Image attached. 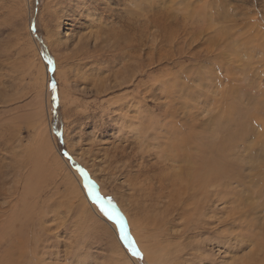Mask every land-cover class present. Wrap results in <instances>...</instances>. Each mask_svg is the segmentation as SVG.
<instances>
[{"label": "rangeland", "instance_id": "obj_1", "mask_svg": "<svg viewBox=\"0 0 264 264\" xmlns=\"http://www.w3.org/2000/svg\"><path fill=\"white\" fill-rule=\"evenodd\" d=\"M149 1L0 0V264H139L86 199L65 151L127 216L143 264H264V0ZM45 56L55 62L58 108ZM123 73L128 79L117 88L115 76ZM98 86L104 90L97 95ZM185 103L192 109L188 114ZM183 111L201 123L179 125L190 148L179 142L177 151L186 159L200 148L203 159L209 151L200 146L201 138L210 144L218 136L225 155L219 161L230 168L216 170L220 184L209 183L203 198L218 194L219 202L192 201L170 210L171 239L154 224V218L161 222L168 200L151 213L145 208L150 201L140 192L133 196L137 186L129 185L124 165L136 171L143 163L144 175L158 185L163 170L153 145L170 136L171 126L180 134L172 123ZM143 118L154 126L145 130ZM137 130L145 144L138 142ZM38 133L46 135L43 147ZM137 144L151 146L143 160H136ZM123 149L125 160L110 162L106 155L121 156ZM170 173L161 182L166 194L174 184ZM185 231L191 237L188 259L176 257Z\"/></svg>", "mask_w": 264, "mask_h": 264}, {"label": "bare ground", "instance_id": "obj_2", "mask_svg": "<svg viewBox=\"0 0 264 264\" xmlns=\"http://www.w3.org/2000/svg\"><path fill=\"white\" fill-rule=\"evenodd\" d=\"M62 1V0H61ZM66 2L68 1V0H65ZM70 2H73L74 0H69ZM130 1H138V0H130ZM140 1V0H139ZM149 1V0H148ZM165 1V0H164ZM173 1V0H172ZM171 1V2H172ZM202 1V0H201ZM204 1V0H203ZM202 1V2H203ZM213 1V0H212ZM150 2V1H149ZM153 2V1H152ZM160 2V1H159ZM174 2V1H173ZM193 2V1H192ZM247 2V1H246ZM139 3V2H138ZM176 3H177V1H176ZM179 3H181V2H179ZM179 3H177V4H179ZM185 3V2H184ZM248 4L250 3V0L247 2ZM133 4V3H132ZM153 4H155V3H153ZM157 4H158V2H157ZM189 4V3H188ZM188 4H186V5H188ZM134 5V4H133ZM232 5V4H231ZM148 6H150V5H148ZM155 6H156V4H155ZM178 6H180V5H178ZM181 6H182V3H181ZM202 6H203V4H202ZM158 7V6H157ZM175 7H176V5H175ZM182 7H184V5L182 6ZM192 7V6H191ZM195 7V9H196V6H194ZM197 7H198V5H197ZM212 7V6H211ZM106 8H107V6H106ZM105 8V9H106ZM142 8V7H141ZM151 8V7H150ZM153 8V7H152ZM179 8V7H178ZM177 8V9H178ZM205 8H208L209 9V5H208V7H205ZM233 8V7H232ZM128 9V8H127ZM143 9V8H142ZM141 9V10H142ZM148 9V8H147ZM248 9V8H247ZM109 10V9H108ZM150 10V11H149ZM148 11H147V13H148V16H150L149 14L151 13V9H149ZM200 10V9H199ZM199 10H198V12H199ZM202 10V9H201ZM200 10V11H201ZM210 10V9H209ZM112 11V10H111ZM132 11V10H131ZM130 11V12H131ZM146 11V10H145ZM180 11V10H179ZM194 11V10H193ZM128 12H129V10H128ZM144 12V11H143ZM176 12V11H175ZM181 12H184V10L183 11H181ZM187 12V11H186ZM110 13V12H109ZM112 14L111 15H113L114 14V11H112L111 12ZM120 13V12H119ZM146 12H145V15L147 14ZM179 13V12H178ZM200 13V15H202L201 14V12H199ZM128 14H130V13H128ZM153 13H151V15H152ZM224 14V13H223ZM249 14V13H248ZM115 15V14H114ZM120 15V14H119ZM131 15V14H130ZM129 15V16H130ZM220 15V14H219ZM226 15V14H225ZM132 17H133V15H131ZM139 16V15H138ZM147 16V15H146ZM180 16V15H179ZM210 16V15H209ZM223 16V15H222ZM53 17V16H52ZM134 17H136V16H134ZM133 17V18H134ZM110 18H111V16H110ZM113 18H114V16H113ZM190 18V17H189ZM192 18V17H191ZM112 20V19H111ZM120 20H122V18L120 19ZM129 20V19H128ZM137 20H139V18L137 19ZM191 20V19H190ZM205 20V19H204ZM114 21V20H113ZM200 20H198V22H199ZM111 22V21H110ZM109 22V23H110ZM116 22V21H115ZM133 22H135V21H133ZM150 22V21H149ZM156 22V21H155ZM154 22V23H155ZM201 22V21H200ZM221 22H223L222 20H221ZM114 23V22H113ZM112 23V24H113ZM121 23H122V21H121ZM124 23V22H123ZM151 23V22H150ZM114 24H116V23H114ZM124 24H126V23H124ZM124 24H123V26H124ZM137 24V23H136ZM138 24H140V23H138ZM144 24H146V23H144ZM148 24V23H147ZM146 24V25H147ZM108 26L110 25V24H107ZM127 25V24H126ZM143 25V24H142ZM129 26H131V25H129ZM148 26H149V24H148ZM109 27H111V26H109ZM129 28V27H128ZM131 28V27H130ZM124 29V28H123ZM131 29H134L133 27L131 28ZM110 31H112V30H110ZM109 31V32H110ZM114 31V30H113ZM105 32V31H104ZM115 32V31H114ZM112 33V32H111ZM200 33V32H199ZM113 34V33H112ZM224 34V33H223ZM126 38V37H125ZM108 39V38H107ZM52 41V40H51ZM84 42V41H83ZM52 43V42H51ZM55 44V43H54ZM81 45H82V41H81ZM86 45V44H85ZM97 46H99L100 47V45H97ZM83 47V46H82ZM180 47V46H179ZM191 47V46H190ZM101 48V47H100ZM77 49V48H76ZM75 49V50H76ZM224 49V48H223ZM240 49V48H239ZM57 50V49H56ZM69 50V49H68ZM75 52V51H74ZM55 53V52H54ZM78 53V52H77ZM68 54H69V52H68ZM152 54V53H151ZM247 54V53H246ZM60 55V54H59ZM70 55V54H69ZM191 55V54H190ZM71 56V55H70ZM126 56H129V55H126ZM132 56V55H131ZM174 56V55H173ZM65 57V56H64ZM82 57V56H81ZM153 57V56H152ZM59 58V57H58ZM67 58V57H66ZM69 58V57H68ZM67 58V59H68ZM80 58V57H79ZM79 58H77V59H79ZM65 59V58H64ZM121 59V58H120ZM130 59H131V57H130ZM142 59H144V58H142ZM201 59V58H200ZM70 60V59H69ZM69 60H68V62H69ZM72 60V59H71ZM80 60H81V58H80ZM84 60V59H83ZM146 60V59H145ZM145 60H144V62H145ZM141 61V60H140ZM139 61V62H140ZM225 61V60H224ZM63 62V61H62ZM72 63V62H71ZM137 63V62H136ZM147 64H149V66H150V63H147ZM135 65H137V64H135ZM152 65V64H151ZM219 65H221V64H219ZM143 66V65H142ZM154 66V65H153ZM114 67V66H113ZM138 68H139V66H137ZM144 67V66H143ZM92 68V67H91ZM140 68H141V66H140ZM151 68V67H150ZM93 69V68H92ZM99 69V68H98ZM133 69V68H132ZM129 70V69H128ZM138 70V69H137ZM142 70H144V69H141V72H142ZM146 70H150V69H146ZM116 71V70H115ZM88 72V71H87ZM129 72V71H128ZM137 72V71H136ZM264 73V72H263ZM131 74V73H130ZM146 74V73H145ZM150 74V73H149ZM93 75V74H92ZM96 75V74H95ZM139 75V74H138ZM140 75H141V77L143 78V76H142V74L140 73ZM144 75V74H143ZM147 75H148V73H147ZM87 76H89V75H87ZM132 76H134L133 75V73H132ZM145 76V75H144ZM149 76V75H148ZM150 76H151V74H150ZM263 76V75H262ZM93 77H95V76H93ZM114 77V76H113ZM153 77V76H152ZM220 77V76H219ZM81 78V77H80ZM87 78V77H86ZM132 78V77H131ZM136 78H138V77H136ZM154 78V77H153ZM156 78V77H155ZM247 78H249V73L248 74H246V79ZM261 78H263V77H261ZM260 78V79H261ZM92 78H90L89 77V79H87L88 81H90ZM97 79V78H96ZM127 79H128V77H127V75L125 74V73H123V74H121V75H119L118 77L117 76H115V80L116 81H120V83L118 84V87L117 88H119V87H122L125 83H126V81H127ZM151 79V78H150ZM220 79V78H219ZM80 80V79H79ZM84 79H82V80H80V81H83ZM87 80H85V82L87 81ZM95 80V79H94ZM79 81V82H80ZM135 81H136V79H135ZM162 81V80H161ZM96 82H97V80H96ZM222 82V81H221ZM81 83V82H80ZM87 83V82H86ZM91 83V82H90ZM92 83H94V82H92ZM131 83V82H130ZM135 83V85H136V82H134ZM131 84H133V83H131ZM131 84H129L128 86H131ZM137 84H138V82H137ZM193 84V83H192ZM101 85H102V83H101ZM117 85V84H116ZM231 85H233V84H231ZM93 86V85H92ZM102 87V86H101ZM101 87H99L98 86V88H96V94L98 95V94H100L101 93V90H104V89H102ZM124 87V86H123ZM230 87V86H229ZM234 87V86H233ZM79 88V87H78ZM77 88V89H78ZM129 88V87H128ZM127 88V89H128ZM139 88V87H138ZM149 88H150V86H149ZM148 88V89H149ZM212 88V87H211ZM95 89V88H94ZM106 89L107 90H109V89H113V87L112 86H106ZM105 89V90H106ZM125 89V88H124ZM131 89V88H130ZM135 89V88H134ZM123 90V89H122ZM122 90L120 91V92H122ZM152 90V89H151ZM89 91V90H88ZM111 91V90H110ZM124 91V90H123ZM146 91H149V90H146ZM108 92V91H107ZM119 92V91H118ZM154 92H155V90H154ZM153 92V93H154ZM103 93V92H102ZM150 93V92H149ZM153 93H152V95H153ZM91 94V93H90ZM94 95V94H93ZM103 95V94H102ZM105 95H107V94H105ZM152 95H150V98H152V97H154V95H155V93H154V95L152 96ZM156 95H157V93H156ZM101 96V95H100ZM147 96V95H146ZM149 96V95H148ZM211 96V95H210ZM90 97V96H89ZM103 97H104V95H103ZM209 98V97H208ZM207 98V99H208ZM98 99V98H97ZM118 99H120V100H123L122 98H118ZM125 99H127V98H125ZM144 99H147L146 97L144 98ZM154 99H156V97L154 98ZM203 99V98H202ZM130 100V99H129ZM153 100V99H152ZM137 101V100H136ZM185 101V100H184ZM130 102V101H129ZM173 102V101H172ZM200 102V101H199ZM169 103H171L170 101H169ZM178 103V102H177ZM111 104H113L112 102H111ZM110 104V105H111ZM115 104V103H114ZM184 105V106H183ZM183 105H179V106H183V107H185L186 108V111H187V114H188V112L190 111V110H192V109H190V110H188V105L185 103V104H183ZM112 106V105H111ZM115 106V105H114ZM167 106V105H166ZM176 106V105H175ZM196 106V105H195ZM194 106V107H195ZM168 107V106H167ZM183 107H178L177 108V106H176V109H180V108H183ZM197 107H199V106H197ZM176 109H174L173 110V112H174V114L176 113L175 111H176ZM198 109V108H197ZM202 112V111H201ZM185 111H183L182 112V114L183 115H181L182 116V119L181 120H178L177 121V123H172V124H175L176 125V127L174 128V130L176 131V132H178V133H180V134H176L173 130H172V128H173V126H171V129L170 128H168V133H167V135H170L169 137H166V140L165 141H160V142H158L156 145H153V148L152 149H155V152H154V154H155V158L156 159H158L157 161L160 163V165L162 166V172H159V176L157 175V178H158V185H156V183L154 184L151 180H149L148 178H147V176H146V174L144 175V173L142 172V167H143V163H140L139 165H135V166H139V169H137L136 171H134V168H133V166H130V164L128 165V163H126L125 162V168H128L129 170H127V172H125L126 173V175L128 176V177H126V178H128V183H130L129 185H131V184H136V186H137V189H132V191H134L133 193H134V197H137V196H139V192L141 193V195L143 196L142 198H145V202H147V201H150L149 202V204L145 207V208H147V209H149L150 210V212L151 213H154V212H159V211H161L160 210V208H161V203H162V200L164 199V200H168V205H167V207L168 208H166L165 210V212H163V218H162V220H161V222H159L156 218H154V220H155V225L157 224V230H161L163 233H165L167 236H168V233L166 232L167 230H166V228H167V226L166 225H168V223L169 222H167L168 221V218L170 217V214H172V212H170V210L172 209V208H176V206H178V204H182V203H188V202H192V201H194V203H192L191 205H200L203 201V203L204 204H207V203H209V201L211 202V204H214L215 202H217V198H218V202L220 201V199H219V195L218 194H215V195H213V193L214 192H212V195H213V199L214 200H208V201H205V200H203V198H205L206 197V192H207V189H208V187H210L209 186V183L210 184H220V182L218 183V179H220V174H218L217 172H216V170H220V169H223L225 172H228L229 170L227 169V168H230L229 166H226V164H222V163H220V161H219V157L222 155V156H225V155H223V153H222V150H221V145H220V141H219V139H218V136H214V137H212V140H210V144H205V142L203 141V139L201 138V144H200V146L201 147H204L205 148V150H208L209 152L206 154V155H203V153L200 155V156H205L203 159H201L200 157H199V152H203L204 150L203 149H198V155H197V153L194 155V156H192V155H190V154H186V159L184 158V155L183 154H180V152H178L177 151V149H179V142H181V144L184 146V147H187V148H190L189 147V144H188V140L182 135V133H181V128H180V126L179 125H182V127L184 128V125H187L188 126V122H192L193 120H194V122L196 121V123H195V125H196V127H197V124H200L201 122L199 121V119H198V115L197 116H192V115H190V116H188V115H185ZM196 113V112H195ZM194 114V113H193ZM196 115V114H195ZM174 116V118H176V116L175 115H173ZM228 116H230V115H228ZM179 117V116H178ZM230 117H232V116H230ZM146 118V117H145ZM145 118H143L142 120L144 121V122H146V124H145V126H143L142 125V127H144V129L146 130V129H148V127H152V123L153 122H155V121H149V120H145ZM258 118V117H257ZM256 118V119H257ZM230 119V118H229ZM183 121H185L186 123H184ZM258 121L259 120H256V125L258 124ZM144 122H143V124H144ZM260 123H262V131H264V119L263 120H261V122ZM152 124V125H151ZM154 126V125H153ZM156 127H157V125H155ZM200 126V125H199ZM161 129V128H160ZM135 130V129H134ZM254 130V129H253ZM136 135H137V139H138V142H141V144L144 142L143 140V142L142 141H140L141 140V138H143V136L144 135H142V132H141V130H137L136 131ZM196 133V132H195ZM40 136H42L41 138H40V141H41V146L43 147V145H44V142H45V139H46V135L44 136V135H42L41 133H38ZM135 134V133H134ZM197 134V133H196ZM264 134V133H263ZM166 136V135H165ZM196 136V135H195ZM204 136V135H203ZM155 137L156 138H159L160 136L159 135H155ZM163 137H161L160 139H162ZM234 139H235V137H234ZM207 140V139H206ZM234 141V140H233ZM207 142H208V140H207ZM229 142V141H228ZM199 143V142H198ZM229 143H231V142H229ZM138 144H140V143H138ZM138 144H137V148L136 149H139V151L137 150L136 152L138 153L137 155H136V160H140V159H144V150L146 149V148H150L151 146H149L148 147V145H146V146H144V147H142L141 145H140V147H138ZM144 144H145V142H144ZM198 145V144H197ZM146 147V148H145ZM227 147V146H226ZM229 147V146H228ZM227 147V148H228ZM133 148V147H132ZM196 148V147H195ZM198 148V147H197ZM151 149V148H150ZM121 150V149H120ZM153 151V150H152ZM111 152V151H110ZM120 152H122L123 154H121V156H119V154L118 153H115V154H113V155H106V156H109V159H110V162H112V163H114V162H116V163H121L122 161H124L125 160V158H124V153H126L125 152V149H123L122 151H120ZM134 152V151H133ZM132 152V153H133ZM136 152H134V154H136ZM141 153V157H140V154ZM148 153H150V152H148ZM191 153V152H190ZM193 153V152H192ZM150 156V155H149ZM128 157V156H127ZM108 158V157H107ZM153 158V157H152ZM142 160H141V162H142ZM127 162H130V160L128 159V160H126ZM193 162L194 163H198L199 164V167H197V168H193L192 167V164H193ZM249 162V161H248ZM133 163V162H132ZM245 164V163H244ZM156 165V164H155ZM206 166L207 167H209V169H207L206 168ZM147 168V167H146ZM153 168V167H152ZM258 168V167H257ZM261 168V167H260ZM178 169V170H177ZM144 170V169H143ZM148 170H149V168H148ZM262 170V169H261ZM264 170V169H263ZM130 173H129V172ZM153 171V170H152ZM157 171V170H156ZM132 172L135 174L134 176H133V174H132ZM166 172L167 173H170L171 174V176H172V178H174V179H171L172 181L174 180V184L172 185V190H171V192L170 193H168V194H166L165 193V191H166V189H165V191H164V185L163 184H161V182H162V180L163 179H168L167 177H164V175L166 174ZM200 172H202V173H200ZM175 173H177V174H175ZM202 174V175H200V177L199 176H196V175H198V174ZM230 173V172H229ZM254 174H256V173H254ZM192 175V176H191ZM169 176V175H168ZM263 176V175H262ZM134 177V178H133ZM152 177V176H151ZM187 177V178H186ZM261 177V176H260ZM145 178V179H144ZM154 178V177H153ZM189 178V179H188ZM193 178H195V179H198L199 180V182H197L194 186H193V184H190L191 182H192V179ZM251 178V177H250ZM187 179H188V184H187ZM137 181V180H139V182H137V183H133V182H131V181ZM169 183H171V182H169ZM168 183V184H169ZM252 184V183H251ZM167 185V184H166ZM252 186V185H251ZM213 187H216V185L215 186H213ZM228 187V186H227ZM170 188V187H169ZM178 188V189H177ZM180 188H184V190L185 191H181L180 190ZM159 191L160 193L159 194H157L155 191ZM214 190H215V188H214ZM164 191V192H163ZM176 191V192H175ZM217 192V191H216ZM132 193V194H133ZM157 194V195H156ZM232 195V194H231ZM250 195V194H249ZM252 196V195H251ZM211 197V196H210ZM250 198V197H249ZM232 201V200H231ZM249 201V200H248ZM165 202V201H164ZM228 202V201H227ZM234 202V201H233ZM236 202V201H235ZM251 202V201H250ZM237 203V202H236ZM239 203V202H238ZM203 204V205H204ZM227 204H229V203H227ZM235 204V203H234ZM248 204H250V203H248ZM259 204V203H258ZM165 205V204H164ZM240 205V204H239ZM255 205V204H254ZM186 206V205H185ZM201 206V205H200ZM209 206H210V204H209ZM208 206V207H209ZM228 206V205H227ZM244 206V205H243ZM256 206H257V204H256ZM193 207V206H192ZM233 207V206H232ZM231 206H230V208H232ZM251 207V206H250ZM178 208V207H177ZM176 208V209H177ZM234 208H235V206H234ZM167 209H169V212L167 211ZM179 209V208H178ZM201 209H203V207L201 208ZM235 209H237V208H235ZM234 209V210H235ZM259 209V208H258ZM197 210V209H196ZM172 211V210H171ZM198 211V210H197ZM230 211V210H229ZM259 211V210H258ZM177 213V212H176ZM194 213V212H193ZM196 213V212H195ZM235 213V212H234ZM238 213H240V212H238ZM251 213H252V211H251ZM255 213V212H254ZM257 213V212H256ZM255 213V214H256ZM178 214V213H177ZM182 214V213H181ZM180 214V215H181ZM254 214V215H255ZM98 215V214H97ZM179 215V214H178ZM184 215H185V213H184ZM252 216H253V213L251 214ZM175 216V215H174ZM233 216V215H232ZM255 216H257V215H255ZM193 217V216H192ZM82 218V217H81ZM188 219V218H187ZM148 221V220H147ZM149 221H151V220H149ZM153 222V221H152ZM229 222V221H228ZM202 223V222H201ZM206 223V222H205ZM41 224V223H40ZM146 224V223H145ZM153 224V225H154ZM170 224V223H169ZM189 226V225H188ZM187 226V227H188ZM201 226V225H200ZM206 226V225H205ZM241 226H243V225H241ZM192 227V226H191ZM194 227V226H193ZM207 227V226H206ZM246 227V226H245ZM156 228V227H155ZM164 228H165V230H164ZM195 228V227H194ZM111 230H112V228H111ZM205 230V229H204ZM113 231V230H112ZM203 231V230H202ZM114 232V231H113ZM186 232V231H185ZM112 233V232H111ZM187 233V232H186ZM186 233H183V236H184V241H185V243H183L182 245H181V250H178L177 251V255H176V257H179V256H181V257H185V258H189L190 257V255H191V253L189 252L188 253V251L186 252V250L188 249V248H190V246H189V244L188 243H190V242H188V240L191 238L189 235H188V233L186 234ZM190 234V233H189ZM238 236H240V234H237ZM195 236V235H194ZM197 236V235H196ZM169 238H173L171 235H169L168 236ZM177 238V237H176ZM231 238V237H230ZM234 238V237H233ZM28 240V239H27ZM190 241V240H189ZM247 243V242H246ZM117 245H118V247H120L119 246V244H118V242H117ZM192 245V244H191ZM250 246V245H249ZM240 248V247H239ZM157 250H159V247H157L156 248ZM160 251V250H159ZM197 251V250H196ZM192 252V251H191ZM194 253V252H193ZM199 254V253H198ZM187 259H184V260H187ZM182 264V263H181ZM212 264V263H211Z\"/></svg>", "mask_w": 264, "mask_h": 264}, {"label": "snow or ice", "instance_id": "obj_3", "mask_svg": "<svg viewBox=\"0 0 264 264\" xmlns=\"http://www.w3.org/2000/svg\"><path fill=\"white\" fill-rule=\"evenodd\" d=\"M32 30H35L34 27ZM48 71L53 73L52 88V104L58 108L59 93L58 85L55 81V62L50 56H45ZM55 135L60 143H63V133L57 129ZM63 156L72 162V166L81 177V187L85 192L86 199L93 207L94 211L112 228L122 248L128 253L130 259L134 262L143 264L144 253L141 251L138 241L132 234L131 224L121 210L120 206L112 196H106L102 193L100 186L91 178L84 167L76 165L72 156L65 151Z\"/></svg>", "mask_w": 264, "mask_h": 264}]
</instances>
